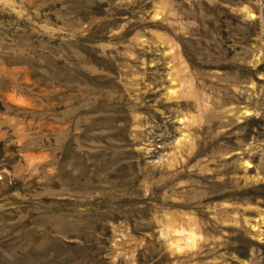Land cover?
<instances>
[{"label": "rangeland", "instance_id": "374dc122", "mask_svg": "<svg viewBox=\"0 0 264 264\" xmlns=\"http://www.w3.org/2000/svg\"><path fill=\"white\" fill-rule=\"evenodd\" d=\"M0 264H264V0H0Z\"/></svg>", "mask_w": 264, "mask_h": 264}, {"label": "bare ground", "instance_id": "6f19581e", "mask_svg": "<svg viewBox=\"0 0 264 264\" xmlns=\"http://www.w3.org/2000/svg\"><path fill=\"white\" fill-rule=\"evenodd\" d=\"M189 237H191V239L193 240V235H192V234L189 233ZM192 240H191V241H192Z\"/></svg>", "mask_w": 264, "mask_h": 264}]
</instances>
